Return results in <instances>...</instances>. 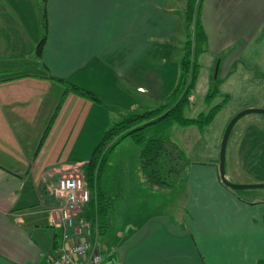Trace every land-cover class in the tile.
Wrapping results in <instances>:
<instances>
[{
	"label": "crops",
	"instance_id": "1",
	"mask_svg": "<svg viewBox=\"0 0 264 264\" xmlns=\"http://www.w3.org/2000/svg\"><path fill=\"white\" fill-rule=\"evenodd\" d=\"M182 1L46 0L48 34L40 56L37 0H0V264H44L58 248L62 231L53 211L58 180L85 175L90 144L96 145L114 122L98 92L100 101L57 80L93 91L89 76L103 73L100 84L116 99L120 80L140 95L169 99L178 81L166 88L165 77L146 66L159 68L153 55L158 48L166 51L160 70L179 64L182 48L170 40L179 29L174 4ZM199 20L205 51L198 58L194 91L204 70L201 56L210 53L212 68L225 53L215 77L208 72L207 93L219 80V96L227 95L229 102L204 130L185 128L193 145L189 151L181 149L205 161L190 163L184 173L180 208L155 212L122 241L118 253L110 254L122 264H264V188L233 190L222 183L219 172L230 120L244 109L264 108V0H203ZM203 132L207 139L201 141ZM230 141L227 179L264 183V165L261 175L247 168L260 164L264 139L245 134L232 145ZM75 145L81 152L76 159ZM61 146L68 149L59 155Z\"/></svg>",
	"mask_w": 264,
	"mask_h": 264
},
{
	"label": "trees",
	"instance_id": "2",
	"mask_svg": "<svg viewBox=\"0 0 264 264\" xmlns=\"http://www.w3.org/2000/svg\"><path fill=\"white\" fill-rule=\"evenodd\" d=\"M41 1H43L42 5ZM195 2L196 0H189L188 10L185 13V26L189 40L185 44L184 55L179 62L180 75L169 97V105L166 104L141 114L129 113L121 120L114 121L103 133L100 144L86 164L84 178L91 192V201L87 204L83 217L89 221L93 233L98 238L110 228L114 200L122 195L121 184L110 180L113 175L110 164L112 150L125 139L131 138L141 149V169L150 183L161 189H173L180 183L191 162L186 153L168 137V129L177 125L183 128L196 126L204 130L213 123L217 114L229 102V97L224 95L223 100L211 106L207 112L201 113L196 118L186 116L200 72L198 58L205 51L203 46L205 36L199 20L203 0H199L197 7ZM37 5L41 13L43 12V32L41 40L36 45V52L41 56L48 34L46 0H37ZM192 25L195 26L193 36ZM190 36L193 38L191 39ZM57 82L82 96L99 100L90 90L79 88L61 79ZM219 83V80L213 81L205 97L207 104L210 105L219 97ZM117 179L119 180L118 176ZM115 184L117 189L114 188Z\"/></svg>",
	"mask_w": 264,
	"mask_h": 264
},
{
	"label": "rangeland",
	"instance_id": "3",
	"mask_svg": "<svg viewBox=\"0 0 264 264\" xmlns=\"http://www.w3.org/2000/svg\"><path fill=\"white\" fill-rule=\"evenodd\" d=\"M188 3L189 0H183L181 3H179V5L176 3L174 4L176 11L173 13V16L179 18L178 19L179 29L175 37L170 41L171 42L174 41L177 45H179L182 48L181 49L182 51L180 52V54L182 53V56L184 55V50L186 47L185 44L187 40H189L187 37V31L185 26L186 24L185 13L188 10L187 8ZM42 4L43 1H41V5ZM198 4H199V0H196L195 6L196 7L199 6ZM38 11L41 14V17H43L42 16L43 12L41 13L40 10ZM42 24L43 21L41 19V31H42ZM191 28H192V36H193V31L195 26L192 25ZM190 38L192 39L193 37L190 36ZM156 41H160V40H156ZM166 41L168 40H164V42ZM155 47H157V45L154 46V48ZM163 53H166V51L165 50L161 51L160 48H158V50H153V55L155 56L156 59L159 60V62L155 63L159 65V68H157L156 65L153 66V69L149 65L146 67L153 73L156 71L157 73H161V75L165 77V82L168 83L166 84V88H168L169 84L170 87H172L171 84L175 80L178 81L180 75V69H178L179 64L174 66L172 63H170L169 65L163 68V71L160 70V65L162 62L161 57H163ZM224 55L226 54L225 53L219 54L217 56L215 65L212 68L210 67V61H211L210 53L208 55L201 56L200 62L201 65H203L204 70H202V75L200 76L197 89L196 91H194L192 97L193 106L190 110L188 109L186 111V116L191 118H196L201 113L207 112L211 106L217 103V98H216L209 105L206 103L204 97L207 94V90L210 86L208 80V72L212 71L211 75L212 77H215L217 64ZM173 58H175V56L172 57V60ZM141 65L142 64H140V66ZM94 75L95 78L93 75L92 76L88 75L89 76L88 79L91 83L90 85L95 87L93 88L94 90L92 92L95 93V95H97L98 93L101 95L102 98V99L100 98L101 103L104 104L103 107L109 113V116L111 117V123L112 120L113 121L121 120L125 114L130 112L141 114L146 111L156 109L160 106H164L166 104L169 105L168 97L164 99V97L162 98V97H153L152 95H140L139 93H135L133 89L130 91L128 89L129 85H126L121 80H120V86L118 87L120 90H118L117 92L118 94L119 91H121L120 97L116 99V97L112 96L114 94L108 90L104 82L100 84V82L102 81L101 77L103 76V73H98V75L97 74ZM96 75L98 77H96ZM106 75L107 72L104 74V76ZM105 78L104 80L106 81L107 79ZM219 97H220L219 101H222L223 96H219ZM131 103L135 105L134 110L132 109L129 110V108L126 106L127 104H131ZM74 118L75 121H77L78 119L77 115L74 114ZM258 127L261 128L259 129L260 135H257ZM103 133L104 132L100 134V138L98 142L95 141L96 145L93 146V142L92 144H90L89 148L92 151L91 156L94 153L96 147L100 144L103 137ZM75 134L76 133L74 132V137ZM245 134L248 135L249 139H260V140L264 139V114L251 113L242 117L237 122L236 126L234 127L231 133L230 144L232 145L233 143L232 140H239ZM167 135L174 143H176L182 149H184L185 147L189 151V149H191L193 145L189 141L190 134L183 127L173 125L168 129ZM202 136L203 137L200 139L201 141L207 139L204 132L202 133ZM84 139L85 140L87 139L86 136H84ZM201 141H199L200 144ZM57 149L59 150V155H61L64 151H67L68 148H64L61 146L58 147ZM72 150L74 157L76 159L77 154L81 152L78 151L76 145ZM140 153H141L140 147L137 144H135L131 138L122 141L112 150L110 164L112 166L111 168L113 169L112 170L113 175L110 180H112V182L114 183L119 182L121 184L122 195L114 200V215L112 214V217H114L115 219H113V223L111 221L110 228L106 231L104 235H101L98 238L99 244L101 245L104 255L106 257L107 264L123 263L121 258H118V255L112 258L109 257L110 254L113 253L114 251L118 253L121 244L123 243L122 241L126 240L130 234L136 232L137 229L140 227V225H142V223H144L147 219H149L152 215H154L155 212L167 211L168 210L167 206L172 208L173 207L180 208L182 206L180 199L184 196V194L181 192V187L185 188V185L183 183L181 184V186L180 184H178L179 186L178 189H176L177 187L174 189H170V193H168V189H161L150 183L147 176L142 172ZM187 158L191 163L205 161L204 158L194 155L193 156L187 155ZM257 159H258L257 157L253 158V160L255 161L254 162L255 165L258 161ZM252 164L250 165L248 164L249 166H247V168L251 169V172L254 173L255 175H259L262 170V166L264 165V157L260 159V164L258 166L256 165L255 168H253L254 166ZM188 170L189 168L187 167L185 172L187 173ZM117 176L119 177V180L117 179ZM114 188L117 189L116 184L114 185ZM152 200L154 201V203ZM155 200H157V202ZM156 203L157 205H155ZM157 206L158 208H156ZM130 228L133 231H131ZM50 232L53 235H55L56 233V231H50ZM57 232L59 234V231ZM95 239H96V235L91 232V240L95 241Z\"/></svg>",
	"mask_w": 264,
	"mask_h": 264
},
{
	"label": "built area",
	"instance_id": "4",
	"mask_svg": "<svg viewBox=\"0 0 264 264\" xmlns=\"http://www.w3.org/2000/svg\"><path fill=\"white\" fill-rule=\"evenodd\" d=\"M54 195L57 201L53 210L56 217L54 223L62 231L61 242L44 264H107L98 237L95 241L91 240L92 226L83 217L91 201L84 175L61 177Z\"/></svg>",
	"mask_w": 264,
	"mask_h": 264
},
{
	"label": "water",
	"instance_id": "5",
	"mask_svg": "<svg viewBox=\"0 0 264 264\" xmlns=\"http://www.w3.org/2000/svg\"><path fill=\"white\" fill-rule=\"evenodd\" d=\"M253 113H259L264 114V108H247L239 113H237L228 123L223 138L221 142V148H220V161H219V172L222 183L233 189V190H246V189H255V188H264V183H257V184H235L229 181L226 177V152H227V145L228 141L231 135V132L236 125V123L245 115Z\"/></svg>",
	"mask_w": 264,
	"mask_h": 264
}]
</instances>
